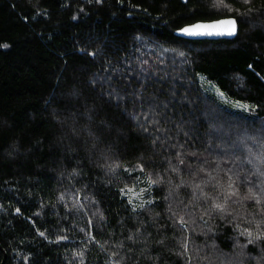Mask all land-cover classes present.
<instances>
[{
  "label": "trees",
  "instance_id": "trees-1",
  "mask_svg": "<svg viewBox=\"0 0 264 264\" xmlns=\"http://www.w3.org/2000/svg\"><path fill=\"white\" fill-rule=\"evenodd\" d=\"M258 236L264 0H0V264H264Z\"/></svg>",
  "mask_w": 264,
  "mask_h": 264
},
{
  "label": "snow or ice",
  "instance_id": "snow-or-ice-1",
  "mask_svg": "<svg viewBox=\"0 0 264 264\" xmlns=\"http://www.w3.org/2000/svg\"><path fill=\"white\" fill-rule=\"evenodd\" d=\"M96 2L101 3L102 0H96ZM222 26H227V27H222ZM180 31L183 34L189 36H196V35L211 36V35H225V34L235 35L237 28H236V21L233 19H228V20H222L208 24H196L193 26L185 27ZM5 47L7 46L5 45ZM90 55H95V53H91ZM141 75L144 76V80L139 85V90L134 89L131 93H127L126 95L132 97L130 101L131 103L139 105L140 109L142 110V115L144 117V120H146L149 125H160L162 118L165 121L170 119V117L168 116V109H169V105L172 104V101L176 98L175 90H173L170 95L161 94V92L159 91L150 92L149 90L155 87L151 72H149L146 69H142ZM159 79L163 80L164 77L160 76ZM125 87H127V85ZM113 92H115V89H113ZM74 95L76 94L74 93ZM109 96H112V93H109ZM114 98L124 99L125 97H120L117 95ZM145 108L147 109L146 112L143 111ZM140 127L145 132L148 131V127L145 126L144 124H141ZM102 128H106L110 131L111 125L108 124L107 122H102ZM154 130L159 132L161 128L155 127ZM182 162L183 161H181V163ZM229 187H231V184L229 185ZM232 194H234V192ZM216 207L222 208V205L217 204ZM248 234L250 236L252 235L251 233ZM41 235H43V233H41ZM261 238L264 237L261 236L257 237V239H261ZM249 243H253V241L250 240Z\"/></svg>",
  "mask_w": 264,
  "mask_h": 264
},
{
  "label": "water",
  "instance_id": "water-1",
  "mask_svg": "<svg viewBox=\"0 0 264 264\" xmlns=\"http://www.w3.org/2000/svg\"><path fill=\"white\" fill-rule=\"evenodd\" d=\"M228 19H233L236 21V28H237V31H236V34L235 35H211V36H208V35H196V36H189V35H186V34H183L180 30H178L176 33H175V36L178 37V38H181L183 40H188V41H233L237 38L238 34H239V24L237 22V20L235 18H224V19H221V20H216V21H212V22H198V23H195V24H192V25H188V26H185V27H189V26H193V25H196V24H208V23H214V22H217V21H222V20H228ZM183 27V28H185ZM222 27H227V26H222ZM182 28V29H183Z\"/></svg>",
  "mask_w": 264,
  "mask_h": 264
}]
</instances>
